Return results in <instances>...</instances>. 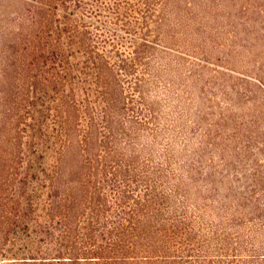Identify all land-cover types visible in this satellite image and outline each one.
Returning a JSON list of instances; mask_svg holds the SVG:
<instances>
[{
  "label": "trees",
  "instance_id": "obj_1",
  "mask_svg": "<svg viewBox=\"0 0 264 264\" xmlns=\"http://www.w3.org/2000/svg\"><path fill=\"white\" fill-rule=\"evenodd\" d=\"M35 1L0 264H264V79L228 57L264 41V0Z\"/></svg>",
  "mask_w": 264,
  "mask_h": 264
},
{
  "label": "rangeland",
  "instance_id": "obj_2",
  "mask_svg": "<svg viewBox=\"0 0 264 264\" xmlns=\"http://www.w3.org/2000/svg\"><path fill=\"white\" fill-rule=\"evenodd\" d=\"M262 1L256 0V2ZM34 3L38 4L35 0H0V152L2 154L7 153L8 151L6 150L18 151L21 148L18 144L20 131L21 134L27 137L23 139V149L29 152L32 150L31 145L26 144L27 139H30L27 136L29 131L25 133L23 129L25 127L29 129L28 124L33 122V119L30 117V111L33 113L34 107L30 101L34 98L30 82L29 88L22 89V85H24V77H26L28 71V65L25 63V60L29 59V52L24 47L29 46L32 36L31 30L35 16ZM231 8L235 9L232 3L226 6V9L229 11H231ZM60 12L63 13L64 10H60ZM232 20L235 21L236 26H226L224 33L221 35L222 37L220 35L217 36V40L221 43V48L213 44V53L220 54L223 58H226L224 56L227 54L226 51L229 52L231 50L228 47L230 44H234L235 38L238 45L244 43L245 40L242 39L244 32H242L243 28L239 25L240 18L232 16ZM87 21L96 23L93 19H87ZM235 29L241 31L239 36H235ZM223 40L226 42L225 44H222ZM251 40H253L252 37ZM211 43L213 41L208 46L212 47ZM260 47H264V41L260 40L257 46L255 44L253 46L249 45V48L244 50L241 48V52L236 49L233 50L232 53L234 54L228 56L232 60L230 65L242 71H250L254 74L258 73L257 76L264 79V52L260 50L262 49ZM215 54L211 55L213 61H217ZM252 79L261 84L258 79ZM38 149L40 152L46 151V148L42 145H39ZM25 162L19 167L21 176L37 173V169L39 168H32L28 160H25ZM40 173L42 174L41 170ZM43 191L45 192V190ZM21 241L17 240V244L14 246L12 245L13 242L12 244H8V258L21 257V253L23 252L18 251V248L22 245ZM24 243H27V241ZM1 264H18V262L8 260L1 262Z\"/></svg>",
  "mask_w": 264,
  "mask_h": 264
}]
</instances>
